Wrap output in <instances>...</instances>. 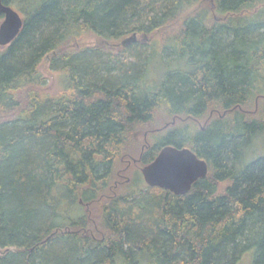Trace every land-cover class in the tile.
<instances>
[{
	"label": "trees",
	"instance_id": "16d2710c",
	"mask_svg": "<svg viewBox=\"0 0 264 264\" xmlns=\"http://www.w3.org/2000/svg\"><path fill=\"white\" fill-rule=\"evenodd\" d=\"M3 3L23 24L0 50V264L264 260V155L246 160L264 141V0ZM86 35L96 43L67 49ZM46 62L62 76L53 95ZM211 108L224 114L177 139L168 127L124 165L141 176L163 145L186 146L208 165L187 193L123 180L156 110Z\"/></svg>",
	"mask_w": 264,
	"mask_h": 264
},
{
	"label": "water",
	"instance_id": "95a60500",
	"mask_svg": "<svg viewBox=\"0 0 264 264\" xmlns=\"http://www.w3.org/2000/svg\"><path fill=\"white\" fill-rule=\"evenodd\" d=\"M0 46H7L19 33L23 19L12 6L0 0ZM136 35L124 38L121 45L135 41ZM136 159H133L135 162ZM144 182L149 186H159L175 194L187 193L193 183L204 178L208 165L188 147L163 145L156 156L140 168Z\"/></svg>",
	"mask_w": 264,
	"mask_h": 264
},
{
	"label": "rangeland",
	"instance_id": "374dc122",
	"mask_svg": "<svg viewBox=\"0 0 264 264\" xmlns=\"http://www.w3.org/2000/svg\"><path fill=\"white\" fill-rule=\"evenodd\" d=\"M10 5L16 11H18L21 16H23V13L19 11L20 9L15 4H10ZM263 16H264V12H262L260 14L261 18ZM1 20H2V16H0V21ZM91 36L92 35L84 36L83 39L81 41H79V43L77 45L75 42H70L67 46V49H75V47L78 48L80 45L86 46V45L95 44L96 42H95L94 38ZM129 36H131V35L128 34L125 36V38L129 37ZM137 39H141V37L137 36L135 41H137ZM3 48H5V47L0 46V50ZM174 65H175V63H174ZM151 70H152V73L149 75L150 80H153L154 76L160 75V73H161V72L157 73V67L153 64L151 65ZM41 71L44 74V76L46 77V85L43 88V91L45 93H47L48 95H53V94L57 93V91H59V89L61 88V81H62L61 73L59 71H53V70L49 69L47 62L42 64ZM211 109H209V110H211ZM153 115L155 117L154 121L152 122L153 124L148 125V126H142V128H139V129L134 131V134H132V139L130 140V146H128L129 147L128 151H126L125 156L121 157L122 158V161H121L122 164H121L119 169H121V171H122L120 173H122L123 180H127L126 182H129L132 180L131 175H130V173L132 174V172L134 173V175L137 177V179L139 181L141 180L142 175L141 176L139 175V172H137L135 167L130 166L127 169L128 171L124 170V168H125L124 165L125 164L130 165L133 162L132 158L133 157L135 158L137 156L138 152L142 153L146 148H148L150 146V144H152L155 141L156 137H158L159 135L166 132L168 127H170V128H173L174 126L180 127V126H182V124H184L186 122V121L180 122L178 120H175L174 124L172 125V124H170V122L174 121V119H172V117H165V115L163 113H159L158 110H156L153 113ZM215 116H217V115L215 114L213 116V118ZM203 119L204 118H202L200 120V123H202ZM188 123H191V122H188ZM161 128H163L162 131L159 130ZM197 128H198L197 124H195L192 127L189 126L190 132L196 130ZM152 130H153V132H152ZM142 146H143V148H142ZM248 151H247V153H248ZM133 153H135V154L133 155ZM261 155H264V141L259 138V139H256L252 143V146L250 147V151L248 153V156H246V158H247L246 160H248L249 158L254 159V158L261 156ZM226 184H227V182H224V183H222L221 186H225ZM1 252H3V250L0 249V253ZM260 262L261 263H257L254 261V255H253L252 251H246L242 254L240 259L235 264H264V260L260 261Z\"/></svg>",
	"mask_w": 264,
	"mask_h": 264
},
{
	"label": "flooded vegetation",
	"instance_id": "af4514ba",
	"mask_svg": "<svg viewBox=\"0 0 264 264\" xmlns=\"http://www.w3.org/2000/svg\"><path fill=\"white\" fill-rule=\"evenodd\" d=\"M216 110V111H215ZM214 112H215V114L217 115V117L219 116V117H222V115L224 114V111L223 112H220L219 110H217V109H211V110H209V109H207L206 110V113L204 112V114H202V117H201V119L202 118H204L203 119V121H202V123H200V119H196V118H194V117H192V116H184V117H182V116H180V115H174L173 117H172V119H174V121H172V122H170V124H174V122H175V120H178V121H180V122H184V121H186V119L187 118H189L190 120H191V123H188V122H185L186 124H184L183 126H174L173 128H171L172 129V135H173V138L174 139H177L178 138V135L180 134V133H184V134H187L189 131H190V129H189V126H194L195 124H197L198 125V128H201V129H204L205 127H207L208 126V122H209V119L210 118H213V116H214ZM182 127H185L184 129H181ZM183 130H185L184 132H183ZM145 142V141H144ZM176 146V145H175ZM178 147H184V146H178ZM186 147V146H185ZM142 148H143V146H142ZM141 148V149H142ZM160 150V149H159ZM158 150V151H159ZM158 153V152H157ZM201 158V157H200ZM133 159H136L135 160V162L133 161V163H137V160H138V158H132V160ZM121 177H122V175H121ZM127 181V180H126ZM118 182H120V181H118ZM114 186H116V185H114Z\"/></svg>",
	"mask_w": 264,
	"mask_h": 264
}]
</instances>
